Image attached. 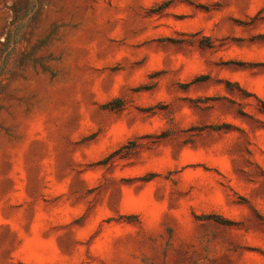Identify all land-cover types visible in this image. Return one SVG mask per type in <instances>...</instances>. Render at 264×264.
Wrapping results in <instances>:
<instances>
[{"label":"rangeland","instance_id":"374dc122","mask_svg":"<svg viewBox=\"0 0 264 264\" xmlns=\"http://www.w3.org/2000/svg\"><path fill=\"white\" fill-rule=\"evenodd\" d=\"M0 264H264V0H0Z\"/></svg>","mask_w":264,"mask_h":264},{"label":"trees","instance_id":"16d2710c","mask_svg":"<svg viewBox=\"0 0 264 264\" xmlns=\"http://www.w3.org/2000/svg\"><path fill=\"white\" fill-rule=\"evenodd\" d=\"M10 39H11V35H10L9 38H8V42H9Z\"/></svg>","mask_w":264,"mask_h":264}]
</instances>
